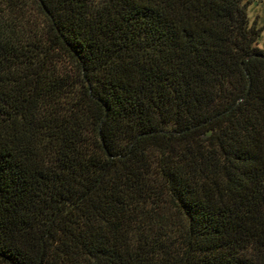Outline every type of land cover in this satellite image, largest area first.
I'll list each match as a JSON object with an SVG mask.
<instances>
[{
  "label": "trees",
  "instance_id": "1",
  "mask_svg": "<svg viewBox=\"0 0 264 264\" xmlns=\"http://www.w3.org/2000/svg\"><path fill=\"white\" fill-rule=\"evenodd\" d=\"M262 0H0V264H264Z\"/></svg>",
  "mask_w": 264,
  "mask_h": 264
},
{
  "label": "rangeland",
  "instance_id": "2",
  "mask_svg": "<svg viewBox=\"0 0 264 264\" xmlns=\"http://www.w3.org/2000/svg\"><path fill=\"white\" fill-rule=\"evenodd\" d=\"M249 15L251 20L259 19L261 26H264V0L256 1L249 7ZM258 46L264 49V31L259 39Z\"/></svg>",
  "mask_w": 264,
  "mask_h": 264
}]
</instances>
